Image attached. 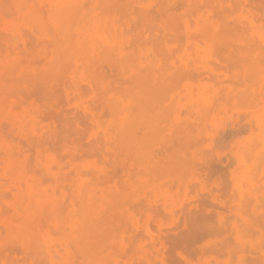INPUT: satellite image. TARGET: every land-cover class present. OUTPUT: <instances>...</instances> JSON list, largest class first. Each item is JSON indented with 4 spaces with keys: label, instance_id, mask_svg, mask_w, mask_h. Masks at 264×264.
I'll list each match as a JSON object with an SVG mask.
<instances>
[{
    "label": "rangeland",
    "instance_id": "1",
    "mask_svg": "<svg viewBox=\"0 0 264 264\" xmlns=\"http://www.w3.org/2000/svg\"><path fill=\"white\" fill-rule=\"evenodd\" d=\"M130 1H132V4L130 5L129 14H126V10L123 7V0H118V5L114 8L116 10L114 16L118 21H120V26L122 27L121 30H125V33L122 31L123 40L120 42V46L123 50L122 52L124 53L119 56L112 54L105 60L92 57V59H90L89 69L87 67L83 68L82 66H79V68H83H81V71H79V68L77 70V73L80 76L79 87H82L80 92L83 93L85 91L83 95L80 94L79 98L81 102L91 105V107H95L101 114L105 112L104 116L106 117L107 111L102 109L100 107V103L96 101L97 99L99 100L98 96L101 98L103 97L100 92L101 90L97 92L96 96L93 93L92 88L89 87V81H87L83 75L89 71V75L92 78L94 77V81L105 85H112L114 89L119 90L122 89V84L126 85L131 82L132 68H137L142 65L140 66V70H147V86L148 88L153 86V91L151 87L149 88V90L151 89L150 92L157 91V94L161 97L160 104L150 102L152 107L150 103L148 106L150 105L151 108L147 107V110H149V112H147V132L149 134L147 136V142L150 141L147 143V146L149 147H147V186L138 187L131 185L132 180L130 179L132 177L139 179L141 173L143 175V170L135 165L137 163L128 161L129 159L122 157V155L117 158L120 163L119 161H116L115 151L110 145L105 146L103 143L104 147L99 144L102 148L97 145L101 149L95 147V149L92 148V150L85 151V148L88 149V145L91 144L90 141H93L92 136L94 130L92 129V126H94V123L93 120H91L92 113L79 107L76 100V98H78V94L74 92L68 79L60 81L61 84L55 83L59 86L57 87L55 85V90H52L53 87L50 89L41 84H37V86H35L36 84H30L28 80L26 82V79H29L26 71L27 64L32 63L34 67L38 68L42 66L43 60L39 54V50L42 48V42L37 39L33 33H31L30 29L25 26L21 27V25L17 23L16 19L18 14L15 13L17 10L9 0H0V3L5 5V7H3V5L2 8L0 5V63L3 61L16 62L17 65L13 70L17 75L15 76L12 72L13 70H11V72L6 75L3 74L4 76L0 78V145L2 148V150L0 149V163L6 159L5 150L8 146H10L11 150H13L16 161H23L26 163L28 160V169L31 171L33 170L38 172L41 167L43 170V166H41V164L44 165L49 160L59 163L62 168L65 166V169L63 168L62 171L65 178L63 186H68H66L67 188H63L64 192L62 191V193L65 194L67 199L64 197L62 198L63 200H61L62 202L68 201L67 206L70 205L68 208L66 203H63L66 206H63L64 209L67 208L65 210L67 211V214L73 204V197L70 194L71 191H74V188L71 187L70 190V186L74 185V181L79 177L83 178L84 181L86 178L89 179L85 174H83L85 173L84 171H76V167L73 163H80L84 158H87L88 161L94 164L98 171L94 175L95 177L93 176L95 179L92 177L94 181L92 180V182H89V185L91 184V188L95 191H100H98V195L105 192V189L113 188L111 191L117 195L118 211H116L117 214H119L115 217V221H113L115 222L114 225H120L119 229L112 225V229L117 235V242H121V245L118 246V249L116 247L112 251L113 254L111 253V258L108 256L111 254L109 252H105L104 256L101 257V264H103L105 259L108 257V261L114 260L116 264H195V262L196 264H264V0ZM179 2H181V4L183 3V6ZM119 7L123 10L120 14L118 13V11L121 10ZM226 8L228 11L225 10ZM1 9H3V12H1ZM1 15H3V17ZM141 22L142 24H140ZM174 23L175 27L173 28ZM164 25L166 26L164 27ZM246 25L247 27H245ZM16 28L17 30L15 31ZM247 29L248 31H245ZM14 34L20 39L18 37L15 38ZM133 38L135 39L133 40ZM14 39H19L20 41H16ZM163 39L165 40L163 41ZM13 41L15 43H13ZM18 46L20 47L18 48ZM251 49L252 52L250 51ZM17 50L23 55H17ZM21 51L23 53H21ZM139 52H141V54H139ZM160 54L161 56H159ZM165 54L166 56L164 57ZM10 55H12V57H10ZM114 59H117V61ZM133 60L136 61L133 62ZM105 64L106 67H104ZM108 65L112 66L109 67ZM75 69L77 68L70 71L72 76ZM114 69L116 70L114 71ZM114 72H116V74H113ZM23 75L26 77L25 80V77H21ZM213 75L216 76V78ZM251 81L254 83H251ZM214 82L216 85H214ZM4 83L11 84L12 87L2 89V85ZM153 84H156L157 87ZM38 89H41V91ZM85 89H87V92ZM35 91H37L36 94ZM164 99H166L165 102ZM39 103H42V105ZM161 103L162 106H160ZM156 104L159 110L157 109ZM153 106L154 108L156 106L155 110H153ZM150 111L152 112L151 115ZM86 114L89 115L90 118L89 116H86ZM152 116L154 117L153 119ZM13 122L14 124H12ZM81 123L82 126H80ZM199 124L202 125L198 128ZM154 125L156 127H154ZM73 126H75V128ZM12 127L13 129H11ZM204 128L206 129L204 130ZM80 131H82L83 135L86 133L84 138L82 134H80ZM78 135H81L84 139L81 140L82 142L80 141L81 137L79 138ZM86 139L88 140L86 141ZM32 140L33 142L31 143ZM192 142L195 145L191 144ZM150 144H152V147ZM81 145L85 146H82V150L80 148L79 151V147ZM58 146H60V148ZM161 146L163 149L160 148ZM12 147L15 149L16 153ZM20 149H22L23 152ZM170 150L171 152H169ZM96 151H99V154ZM113 151L114 154L109 153ZM88 152H90L89 157H87L88 154H86ZM72 154H74L75 157ZM84 154H86L85 157ZM124 161L125 166L127 165L126 167H129L128 170L125 166H123V164L120 166V164ZM1 164H3V162ZM37 164L41 167L38 168L39 165L37 166ZM68 164L72 167H69ZM214 165L217 167H214ZM111 166L114 169L111 168ZM248 166L250 167L248 168ZM1 168L2 165L0 167V173L2 170ZM208 168L211 169L208 170ZM138 170H141L142 172L138 174ZM131 172L132 177L131 175L129 176ZM70 173L73 175H70ZM133 173L137 175L133 176ZM68 174L69 176L67 182L66 180ZM42 175H44L43 178L41 177L44 184L46 182L44 187L49 188L50 186V188H58V184H55V179L44 173ZM45 176L46 178H44ZM47 177L50 178L48 179ZM23 178V180H25L26 176ZM109 178L114 179L110 182L111 180ZM2 179L4 180L3 177L1 180ZM140 179L143 183H146L145 174L144 176H141ZM3 180L0 182L5 183L7 180L8 184L9 182L11 183L9 178H5V180ZM126 181L127 184L125 183ZM128 182L130 184H128ZM97 183H99V185H97ZM123 186H129L128 188L130 191H126L127 187L124 188ZM98 188H101L102 190ZM182 188L185 189V191ZM64 189H67V191ZM192 191H194V193ZM146 192L148 194H146ZM145 195L147 196L145 197ZM69 196L71 197L70 199H68ZM133 196L136 197L133 198ZM139 198H141V201ZM190 202H193L192 205ZM127 203H134L133 205H137V207L133 205L130 207ZM145 204L147 205L146 208ZM138 207L141 209L140 211ZM135 209L139 213L136 214ZM161 214L163 217H161ZM190 216H193V219L197 220V224L192 223L193 225L191 226L193 227L189 225V221L192 219ZM181 217H183L184 220ZM122 219L124 221H121ZM134 222L137 226H134ZM206 222L213 223V226H216L217 224V230L213 227V231L211 228L212 224ZM129 223L133 226L131 227V224ZM200 223L202 225L205 223L206 226H200ZM220 223H222L223 226ZM192 228L194 230L197 228V231H192ZM157 230L160 232L158 233ZM198 230L204 231L200 232L201 234H197L199 233ZM207 230L210 234H206V232H208ZM215 230L218 231L219 234H217ZM138 231H142L141 234ZM146 231L148 232L146 233ZM139 235L140 237H143L140 238ZM145 236L146 238H144ZM170 248L173 249V252H170L172 251ZM0 250L1 257L4 255L5 259V255H7V260H1V264H5V262L7 264H10V262L12 264H28L24 259L25 257L17 252L18 250H13L14 254L9 249H6L7 251L5 248ZM2 250H5L3 254ZM146 250H148L149 253ZM220 250L225 252L226 255L220 252ZM158 251L160 252V255L156 254ZM115 252L119 254H115ZM137 253L139 255H137ZM146 255L150 256L146 257ZM186 255H188L189 258H186Z\"/></svg>",
    "mask_w": 264,
    "mask_h": 264
},
{
    "label": "bare ground",
    "instance_id": "2",
    "mask_svg": "<svg viewBox=\"0 0 264 264\" xmlns=\"http://www.w3.org/2000/svg\"><path fill=\"white\" fill-rule=\"evenodd\" d=\"M2 1V0H1ZM12 5L15 6L18 14L17 16V23L21 25V27L25 26L30 29L31 33L37 37V39L41 40L42 48L39 50V54L42 57V66L41 67H34L32 63H28L26 66L27 77L25 75L21 77H25L29 81L30 84H41L45 87L52 88L55 90V83H60L62 80L68 79L72 86L75 93L78 94V98H76L79 107L83 110H88L92 113L91 120H93L94 126L93 128V141L88 145V149L92 150L96 148L101 149L100 145L103 143L106 145H110L114 151L117 158L121 155L122 157H126L129 160L133 161L138 168H141L142 171L138 170V174L141 173V176H146V183H143L142 180L136 179V177H132V172L129 174L131 175L130 180H132L131 185H135L138 187H146L147 186V136L149 135L147 132V110L151 108L152 105L150 102L160 104L161 97L157 94V91L150 92L147 86V70L144 69L140 70L142 65L138 66L137 68L134 67L131 69V82L129 84H122V89H114L112 85H105L103 83H99L93 80V78L89 75V71L83 75L87 81H89V87L92 88L93 93L97 96V92L100 91L103 97H99L97 99L98 103H100V107L107 111V116L105 117L104 114H101L97 111L95 107H91L84 102H81L79 96L80 94L83 95L80 91L82 87H79L80 76L77 73L79 66L83 68L87 67L89 69L90 59L99 58V59H108L110 55L119 56L122 55V48L120 46V42L123 40V34L120 26V21H118L114 14H115V7L118 5V0H9ZM163 2V1H162ZM165 2V1H164ZM178 2V1H176ZM184 2V1H183ZM181 4V2H179ZM123 7L126 10V14L130 12V5L132 1L130 0H123ZM144 4V3H142ZM162 4V3H161ZM183 4V3H182ZM181 4V5H182ZM243 4V3H242ZM252 4V3H251ZM1 8L4 5L1 4ZM158 5V4H157ZM250 5V4H249ZM144 6V5H143ZM166 6V4H165ZM183 6V5H182ZM181 6V7H182ZM5 7V5L3 6ZM147 7V6H146ZM171 7V5H170ZM201 7V6H200ZM208 7V6H207ZM239 7V6H238ZM10 8V7H9ZM120 8V7H119ZM134 8V7H133ZM235 8V7H234ZM252 8V7H251ZM122 10V8H120ZM118 9V10H120ZM202 9V8H201ZM240 9V8H237ZM259 9V8H258ZM3 9H1V12ZM117 10V11H118ZM118 11V13H122V11ZM150 10V9H149ZM227 10V8L225 9ZM233 10V9H232ZM256 10V9H255ZM10 11V10H9ZM142 11V10H141ZM160 11V10H159ZM228 11V10H227ZM258 11V10H257ZM190 12V11H189ZM195 12V11H194ZM12 13V12H10ZM147 14V13H146ZM158 14V13H157ZM134 15V13H133ZM3 17V15H1ZM118 17V16H117ZM139 17V15H138ZM150 17V16H149ZM217 17V16H216ZM215 17V18H216ZM16 18V17H15ZM119 18V17H118ZM218 18V17H217ZM1 20V19H0ZM150 20V19H149ZM177 20V19H176ZM217 20V19H216ZM219 20V19H218ZM13 21V20H12ZM141 21V19H140ZM144 21V20H143ZM153 21V20H151ZM150 21V22H151ZM157 21V20H154ZM160 21V20H159ZM158 21V22H159ZM192 21V20H191ZM147 22V21H146ZM177 22V21H176ZM246 22V21H245ZM136 23V22H135ZM138 23V22H137ZM164 23V22H163ZM243 23V22H242ZM250 23V22H249ZM254 23V22H253ZM142 24V22L140 23ZM141 26V25H140ZM166 25H164L165 27ZM177 26V25H176ZM130 27V26H129ZM132 27V26H131ZM161 27V26H160ZM175 27V23L173 28ZM216 27V26H215ZM247 27V25L245 26ZM253 27V25H252ZM134 28V27H133ZM143 28V27H142ZM146 28V27H145ZM162 28V27H161ZM249 28V27H248ZM163 29V28H162ZM215 29V28H214ZM244 29V28H243ZM251 29V27H250ZM3 30V29H2ZM17 28L15 29V31ZM20 30V29H19ZM131 30V29H130ZM137 30V28H136ZM142 30V29H141ZM150 30V29H149ZM148 30V31H149ZM220 30V29H219ZM259 30V29H258ZM25 31V30H24ZM129 31V30H128ZM133 31V30H131ZM245 31H248L245 30ZM18 32V31H17ZM130 32V31H129ZM259 32V31H258ZM133 33V32H132ZM150 33V32H149ZM162 33V32H161ZM128 34V33H126ZM146 34V32H145ZM151 34V33H150ZM149 34V35H150ZM179 34V33H178ZM195 34V33H194ZM15 35V34H14ZM209 35V34H208ZM260 35V34H259ZM258 35V36H259ZM23 36V35H22ZM26 36V35H25ZM183 36V35H182ZM204 36V35H202ZM262 36V35H261ZM260 36V38H261ZM10 37V36H9ZM18 36L15 35V38ZM133 37V36H131ZM159 37V36H158ZM167 37V36H166ZM197 37V36H196ZM4 38V37H3ZM12 38V37H11ZM19 38V37H18ZM150 38V37H149ZM164 38V37H163ZM198 38V37H197ZM20 39V38H19ZM19 39H14L18 41ZM135 38H133L134 40ZM151 39V38H150ZM166 39V38H165ZM163 39V41L165 40ZM182 39V38H181ZM257 39V38H256ZM13 40V39H12ZM30 40V39H29ZM138 40V39H137ZM225 40V39H224ZM11 41V40H10ZM20 41V40H19ZM147 41V40H146ZM177 41V40H176ZM2 42V41H1ZM172 42V41H171ZM180 42V41H179ZM13 43H15L13 41ZM28 43V42H27ZM132 43V42H131ZM3 44V43H2ZM11 44V43H10ZM150 44V43H148ZM154 44V43H153ZM152 44V45H153ZM161 44V43H160ZM38 45V44H37ZM140 45V44H139ZM227 45V44H226ZM260 45V44H259ZM30 46V45H29ZM40 46V45H38ZM134 46V45H133ZM147 46V45H146ZM255 46V45H254ZM20 46H18L19 48ZM22 47V46H21ZM37 47V46H36ZM135 47V46H134ZM159 48V46H158ZM217 48V47H216ZM246 48V47H245ZM261 48V47H260ZM263 48V46H262ZM17 49V48H16ZM222 49V48H221ZM9 50V49H8ZM156 50V49H155ZM232 50V49H231ZM18 51V50H17ZM125 51V50H124ZM157 51V50H156ZM159 51V50H158ZM164 51V50H163ZM233 51V50H232ZM252 52V49L250 50ZM25 52V51H24ZM136 52V51H135ZM155 52V51H153ZM165 52V51H164ZM167 52V51H166ZM181 52V51H180ZM229 52V51H228ZM16 53V52H15ZM19 53V54H18ZM17 55L20 54L18 51ZM21 53H23L21 51ZM33 53V52H32ZM162 53V52H161ZM216 53V52H214ZM10 54V53H9ZM8 54V55H9ZM141 54V52H139ZM154 54V53H153ZM163 54V53H162ZM25 55V54H24ZM32 55V54H31ZM145 55V54H144ZM234 55V54H233ZM29 56V55H28ZM125 56V55H124ZM132 56V55H130ZM161 56V54L159 55ZM166 54L164 55V57ZM174 56V52H173ZM172 56V57H173ZM219 56V55H218ZM232 56V54H231ZM251 56V55H249ZM2 57V56H1ZM12 57V55H10ZM16 57V56H15ZM171 57V56H170ZM222 57V55H221ZM115 58V57H112ZM142 58V56H141ZM176 58V57H175ZM219 58V57H218ZM163 59V58H162ZM41 60V59H40ZM113 60V59H112ZM115 60V59H114ZM153 60V59H152ZM37 61V60H36ZM117 61V59L115 60ZM136 61V60H135ZM133 60V62H135ZM147 61V59H146ZM249 61V60H248ZM262 61V60H260ZM259 61V62H260ZM33 62V61H32ZM35 62V61H34ZM120 62V61H119ZM143 62V61H142ZM191 62V61H190ZM264 62V61H263ZM21 63V62H20ZM36 63V62H35ZM41 63V62H40ZM114 63V62H113ZM112 63V65H113ZM118 63V62H117ZM164 63V62H163ZM168 63V62H167ZM232 63V62H231ZM23 64V63H22ZM34 64V63H33ZM97 64V63H96ZM109 64V62H108ZM190 64V63H189ZM215 64V63H213ZM16 62H1L0 63V78L4 75L11 72L16 67ZM24 65V64H23ZM22 65V66H23ZM41 65V64H39ZM112 65H108L109 67ZM260 65V64H259ZM119 66V65H118ZM147 66V65H146ZM219 66V65H217ZM231 66V65H230ZM236 66V65H234ZM81 67V68H82ZM106 67V64L104 65ZM103 67V68H104ZM165 67V66H164ZM232 67V66H231ZM74 68L75 72L73 76L71 75L70 71ZM81 68H79L81 71ZM82 68V69H83ZM102 68V69H103ZM108 68V67H107ZM147 68V67H146ZM170 68V67H169ZM241 68V67H240ZM239 68V69H240ZM109 70V69H108ZM116 69H114L115 71ZM119 70V69H118ZM241 70V69H240ZM261 70V69H260ZM243 71V70H242ZM14 73V70L12 71ZM16 72V71H15ZM117 72V71H116ZM114 72L113 74H116ZM26 73V72H25ZM24 73V74H25ZM108 73V72H107ZM119 73V71H118ZM163 73V72H162ZM191 73V72H189ZM4 74V75H3ZM12 74V73H11ZM15 74V73H14ZM206 74V73H205ZM17 74H15L16 76ZM184 75V73H183ZM199 75V74H198ZM250 75V74H249ZM14 76V75H13ZM12 76V77H13ZM110 76V74H109ZM113 76V75H112ZM111 76V77H112ZM115 76V75H114ZM165 76V75H164ZM185 76V75H184ZM188 76V75H187ZM201 76V75H199ZM214 76V75H213ZM221 76V75H220ZM252 76V75H251ZM19 77V76H18ZM216 78V76H214ZM6 78V77H4ZM168 78V77H167ZM185 78V77H184ZM192 78V77H191ZM196 78V77H195ZM3 79V78H2ZM11 79V78H9ZM15 79V78H14ZM23 79V78H22ZM105 79V77H104ZM180 79V78H179ZM253 79V78H252ZM16 80V79H15ZM14 80V83H15ZM21 80V79H20ZM114 80V79H113ZM125 80V79H121ZM127 80V79H126ZM201 80V79H200ZM9 81V80H8ZM17 81V80H16ZM59 81V82H58ZM82 81V80H81ZM197 81V79H196ZM211 81V80H210ZM225 81V80H224ZM240 81V80H238ZM2 82V81H1ZM6 82V81H5ZM12 82V81H10ZM21 82V81H20ZM19 82V83H20ZM25 82V83H26ZM216 82V81H215ZM214 82V85H216ZM65 83V82H64ZM67 83V81H66ZM65 83V84H66ZM113 83V82H112ZM116 83V82H115ZM122 83V82H121ZM161 83V82H160ZM164 83V82H163ZM251 83H254L251 81ZM21 84V83H20ZM61 84V83H60ZM64 84V86H65ZM150 84V83H149ZM157 84V83H156ZM156 84H153L157 87ZM159 84V83H158ZM13 85V84H12ZM218 85V84H217ZM16 86V85H15ZM19 86V85H18ZM21 86V85H20ZM28 86V85H27ZM57 86V85H56ZM86 86V85H85ZM178 86V84H177ZM253 86V85H252ZM12 87L11 84H3L2 89H6ZM14 87V85H13ZM30 87V86H29ZM28 87V88H29ZM34 87V86H33ZM32 87V88H33ZM44 87V88H45ZM59 87V86H57ZM56 87V88H57ZM88 87V88H89ZM154 87V88H156ZM18 88V87H17ZM38 88V87H37ZM84 88V86H83ZM1 89V90H2ZM16 89V88H15ZM34 89V88H33ZM43 89V88H42ZM58 89V88H57ZM81 89V90H80ZM192 89V88H191ZM263 89V88H262ZM28 90V89H27ZM41 91V89H38ZM87 92V89H85ZM157 90V89H156ZM49 91V90H48ZM153 91V89H152ZM183 91V90H182ZM186 91V90H185ZM220 91V90H219ZM223 91V90H221ZM14 92V90H13ZM34 92V91H33ZM37 91H35L36 94ZM53 92V91H52ZM51 92V93H52ZM61 92V91H60ZM256 92V91H255ZM55 93V91H54ZM90 93V91H89ZM221 93V92H220ZM262 93V92H261ZM260 93V94H261ZM4 94V93H3ZM13 94V93H12ZM44 94V92H43ZM67 94V93H66ZM100 94V93H99ZM160 94V93H159ZM259 94V95H260ZM18 95V94H17ZM45 95V94H44ZM58 95V94H57ZM61 95V94H60ZM223 95V94H222ZM8 96V95H7ZM23 96V95H22ZM26 96V95H25ZM38 96V94H37ZM36 96V97H37ZM59 96V95H58ZM95 96V97H96ZM188 96V95H187ZM5 97V95H4ZM49 97V96H48ZM190 97V96H189ZM21 98V97H20ZM18 98V99H20ZM40 98V97H39ZM73 98V97H72ZM184 98V97H183ZM191 98V97H190ZM207 98V97H206ZM223 98V97H222ZM36 99V98H35ZM41 99V98H40ZM71 99V98H70ZM226 99V98H225ZM8 100V98H7ZM39 100V99H38ZM64 100V99H63ZM166 99H164L165 102ZM216 100V99H215ZM228 100V99H227ZM230 100V99H229ZM241 100V99H240ZM61 101V100H60ZM8 102V101H7ZM6 102V103H7ZM21 102V100H20ZM184 102V101H182ZM230 102V101H229ZM253 102V101H252ZM258 102V101H256ZM5 103V104H6ZM96 103V102H95ZM97 103V104H98ZM150 105L148 106V104ZM210 103V102H209ZM40 104V103H39ZM254 104V103H253ZM9 105V104H8ZM32 105V104H31ZM42 105V103L40 104ZM63 105V104H62ZM61 105V106H62ZM66 105V103H65ZM155 105V104H154ZM30 106V105H29ZM33 106V105H32ZM44 106V104H43ZM59 106V105H58ZM157 106V104H156ZM155 106V108H156ZM162 106V103L161 105ZM212 106V105H211ZM252 106V105H251ZM250 106V107H251ZM254 106V105H253ZM20 107V106H19ZM98 107V106H97ZM245 107V106H244ZM10 108V106H9ZM153 106V110H155ZM189 108V107H188ZM15 109V108H14ZM26 109V108H25ZM99 109V107H98ZM158 109V106H157ZM217 109V108H216ZM9 110V109H8ZM63 110V108H62ZM159 110V109H158ZM17 111V110H16ZM64 111V110H63ZM71 111V110H70ZM73 111V110H72ZM36 112V111H35ZM151 112V111H150ZM155 112V111H154ZM183 112V111H182ZM186 112V111H185ZM65 113V112H64ZM72 113V112H71ZM78 113V112H77ZM66 114V113H65ZM152 112L150 113V115ZM221 114V113H220ZM72 115V114H71ZM81 115V114H80ZM79 115V116H80ZM262 115V114H261ZM10 116V115H9ZM62 116V114H61ZM65 116V115H63ZM77 116V115H76ZM86 116H89L86 114ZM4 118V117H3ZM32 118V116H31ZM51 118V117H50ZM61 118V117H60ZM84 118V117H83ZM90 118V116H89ZM87 118V119H89ZM154 117L152 116V119ZM161 118V117H160ZM44 119V118H43ZM73 119V118H72ZM156 119V118H155ZM260 119V118H259ZM46 120V119H45ZM65 120V119H64ZM76 120V119H75ZM151 120V118H150ZM158 120V119H156ZM155 120V121H156ZM261 120V119H260ZM77 121V120H76ZM154 121V120H153ZM208 121V120H207ZM257 121V120H256ZM4 122V121H3ZM29 122V121H28ZM56 122V121H55ZM87 122V121H86ZM60 123V122H59ZM2 124V123H1ZM14 124V122L12 123ZM75 124V123H74ZM88 124V123H86ZM189 124V123H188ZM8 125V124H7ZM72 125V124H71ZM89 125V124H88ZM156 125V124H155ZM154 125V127H156ZM202 124L198 125L199 126ZM209 125V124H208ZM254 125V124H253ZM9 126V125H8ZM68 126V125H67ZM82 126V123L80 124ZM65 127V126H64ZM69 127V126H68ZM75 128V126H73ZM195 127V126H194ZM211 127V126H210ZM1 128V127H0ZM15 128V127H14ZM85 128V127H84ZM150 128V126H149ZM192 128V127H191ZM197 128V129H198ZM208 128V127H207ZM13 129V127L11 128ZM88 129V128H87ZM206 128H204L205 130ZM2 130V129H1ZM28 130V129H27ZM80 130V128H79ZM86 130V129H85ZM84 130V131H85ZM89 130V129H88ZM203 130V131H204ZM4 131V130H3ZM2 131V132H3ZM13 131V130H12ZM24 131V130H23ZM83 131V132H84ZM151 131V130H150ZM154 131V130H153ZM34 132V131H33ZM75 132V131H74ZM77 132V131H76ZM82 134V131H80ZM86 132V131H85ZM89 132V131H88ZM158 132V131H157ZM79 133V132H78ZM87 133V132H86ZM85 133V134H86ZM151 133V132H150ZM160 133V132H159ZM203 133V132H202ZM3 134V133H2ZM36 134V133H35ZM84 134V135H85ZM84 135L82 134L83 138ZM62 136V135H61ZM73 136V135H72ZM75 136V135H74ZM79 136V135H78ZM80 135V141L84 140ZM86 136V135H85ZM161 136V135H160ZM5 137V135H4ZM17 137V136H16ZM35 137V136H34ZM33 137V140H34ZM53 137V136H52ZM150 137V136H149ZM173 137V136H172ZM39 138V137H38ZM71 138V136H70ZM88 138V137H87ZM188 138V137H187ZM195 138V137H194ZM7 139V138H6ZM5 139V140H6ZM29 139V138H28ZM32 139V138H31ZM30 139V140H31ZM1 140V139H0ZM31 141V143L33 142ZM39 140V139H38ZM57 140V139H56ZM88 139H86L87 141ZM182 140V139H180ZM8 141V140H7ZM71 141V140H70ZM79 141V140H78ZM77 141V142H78ZM153 141V140H152ZM194 141V140H193ZM198 141V140H197ZM203 141V140H202ZM241 141V140H240ZM10 142V141H9ZM36 142V141H35ZM39 142V141H37ZM76 142V141H75ZM82 142V141H81ZM170 142V140H169ZM174 142V141H173ZM182 142V141H181ZM205 142V141H204ZM203 142V143H204ZM55 143V142H54ZM80 143V142H78ZM188 143V142H187ZM6 144V143H5ZM24 144V143H23ZM81 144V143H80ZM100 144V145H99ZM163 144V143H162ZM181 144V143H179ZM183 144V143H182ZM193 144V142L191 143ZM202 144V143H201ZM99 145V146H97ZM152 147V144H150ZM161 145V144H159ZM195 145V144H193ZM192 145V146H193ZM5 146V145H4ZM12 146V145H11ZM63 146V145H62ZM81 145L79 147L82 150ZM107 146V147H108ZM198 146V145H197ZM60 148V146H58ZM91 147V148H90ZM104 147V145H103ZM200 147V146H199ZM13 148V147H12ZM42 148V147H41ZM40 148V149H41ZM149 148V147H148ZM161 149L162 146L160 147ZM159 148V150H160ZM0 149L1 145H0ZM14 149V148H13ZM167 149V148H166ZM170 149V148H169ZM22 150V149H20ZM27 150V149H25ZM84 150V149H83ZM151 151L150 149H148ZM157 150V151H159ZM200 150V149H199ZM5 160H3V164L0 163V167L2 165V170L0 173V181L3 177L9 178L11 183L0 182V249H9L12 253L16 250L20 254L25 257V261L28 264H101L100 260L101 257L104 256L105 252H109L110 254L112 251L118 246L121 245V242H117L116 233L113 232L112 225L116 228H120V225H114L115 217L117 214L118 209V199L117 195L111 191L112 189H105V192L98 195V191H95L91 188L92 177L96 174L98 169H96L95 165L88 161L87 158H84L87 155L89 157L90 152L82 155L83 161L80 163L74 162L73 165L76 167V171H84L86 177L89 179L83 180V178L79 177L74 181V185L70 186L74 188V191H71L73 197V204L72 208L68 210V214L65 211L63 206L64 202H62V198L65 197V194L62 193L63 188L68 185L63 186L64 183V176L62 174L63 167L59 163H55V161H47L46 164H41L42 167L37 164L39 171L35 172L28 169L27 162H17L14 156L13 150H11L10 146L5 150ZM111 151V148H110ZM113 152H109L110 154ZM155 151V150H154ZM203 151V150H202ZM208 151V150H207ZM15 152V149H14ZM23 152V150H22ZM72 152V151H71ZM82 152V151H81ZM80 152V153H81ZM97 152V151H96ZM94 152V153H96ZM99 152V151H98ZM97 152V153H98ZM168 152V151H167ZM171 152V150L169 151ZM190 152V151H189ZM16 153V152H15ZM35 153V152H34ZM92 153V152H91ZM102 153V152H100ZM209 153V152H208ZM4 154V153H3ZM21 154V153H20ZM78 154V153H77ZM99 154V153H98ZM109 154V155H110ZM112 154V155H113ZM159 154V153H158ZM189 154V153H187ZM18 155V154H17ZM16 155V156H17ZM47 155V154H46ZM74 157L75 155L72 154ZM101 155V154H100ZM108 155V154H107ZM111 155V157H112ZM208 155V154H206ZM78 156V155H77ZM155 156V155H154ZM204 156V155H203ZM91 157V156H90ZM101 157V156H100ZM1 158V157H0ZM22 158V157H21ZM32 158V157H31ZM30 158V159H31ZM34 158V157H33ZM58 158V157H57ZM153 158V157H152ZM151 158V159H152ZM29 159V158H28ZM79 159V158H78ZM43 160V159H42ZM41 160V161H42ZM76 160V158H75ZM80 160V159H79ZM126 160V159H124ZM231 160V159H230ZM45 161V160H44ZM74 161V160H73ZM78 161V160H77ZM244 161V160H243ZM33 162V160H32ZM60 162V161H59ZM69 162V161H68ZM103 162V160H102ZM171 162V161H170ZM235 162V161H234ZM43 163V162H42ZM98 163V162H97ZM96 163V164H97ZM101 163V162H100ZM118 163V162H117ZM120 163V161H119ZM118 163V164H119ZM125 161L120 164L125 166ZM129 163V162H127ZM247 163V162H246ZM36 164V163H35ZM34 164V165H35ZM63 164V163H62ZM112 164V163H111ZM133 164V163H132ZM196 164V163H195ZM231 164V163H230ZM235 164V163H233ZM248 164V163H247ZM264 164V162H263ZM4 165V166H3ZM98 165V164H97ZM109 165V164H108ZM199 165V164H198ZM31 166V165H30ZM69 167H72L68 164ZM105 166V164H104ZM114 166V165H113ZM119 166V167H120ZM122 166V167H123ZM127 166V165H126ZM125 168L128 170L129 167ZM135 166V167H136ZM243 166V165H242ZM34 167V166H33ZM118 167V168H119ZM134 167V168H135ZM199 167V166H198ZM203 167V166H201ZM212 167V166H211ZM214 167H217L214 165ZM232 167V166H231ZM250 166H248L249 168ZM31 168V167H30ZM98 168V167H97ZM111 168H113L111 166ZM33 169V168H31ZM65 169V168H64ZM114 169V168H113ZM117 169V168H116ZM120 169V168H119ZM122 169V168H121ZM133 169V167H132ZM136 169V168H135ZM211 168H208V170ZM228 169V168H227ZM230 169V167H229ZM73 170V169H72ZM126 170V171H127ZM164 170V169H163ZM197 170V169H196ZM213 170V169H212ZM250 170V169H249ZM112 171V170H111ZM118 171V170H117ZM116 171V172H117ZM121 171V170H120ZM140 171V172H139ZM201 171V170H200ZM203 171V170H202ZM223 171V170H222ZM73 172V171H72ZM217 172V171H216ZM221 172V171H220ZM46 174L51 176V178L55 179V184H58V188H46L44 187V181L42 174ZM81 173V174H82ZM100 173V171H99ZM113 173V172H112ZM118 173V172H117ZM115 173V174H117ZM121 173V172H120ZM127 173V172H126ZM225 173V172H224ZM249 173V172H247ZM72 173H70L71 175ZM79 174L80 176H82ZM128 174V173H127ZM195 174V173H194ZM197 174V173H196ZM208 174V172H207ZM42 175V176H41ZM73 175V174H72ZM126 175V174H124ZM122 175V176H124ZM135 174L133 173V176ZM137 175V174H136ZM135 175V176H136ZM202 175V174H201ZM221 175V174H220ZM24 176L26 179L23 180ZM67 175V182H68ZM113 176V175H112ZM228 176V175H227ZM42 177V178H41ZM75 177V176H74ZM78 177V176H77ZM95 177V176H94ZM93 177V178H94ZM102 177V175H101ZM115 177V175H114ZM46 178V176L44 177ZM48 179L50 177H47ZM72 178V176H71ZM99 178V176H98ZM97 178V180H98ZM104 178V176H103ZM107 178V177H106ZM116 178V177H115ZM118 178V177H117ZM128 178V177H127ZM126 178V179H127ZM145 178V177H144ZM143 178V179H144ZM196 178V177H195ZM223 178V177H222ZM95 179V178H94ZM102 179V178H101ZM110 179V178H109ZM114 179V178H112ZM112 179H110L112 182ZM120 179V178H119ZM3 180V181H4ZM9 180V181H10ZM51 180V179H50ZM54 181V180H53ZM94 181V180H93ZM108 181V180H107ZM71 182V181H70ZM109 182V181H108ZM223 182V181H222ZM51 183V182H50ZM95 183V182H93ZM107 183V182H106ZM119 183V182H118ZM124 183V182H123ZM127 184V181L125 182ZM225 183V182H224ZM229 183V182H228ZM8 184V185H7ZM128 184H130L128 182ZM182 184V183H181ZM230 184V183H229ZM48 185V182H47ZM54 185V184H51ZM94 185V184H92ZM99 185V183H97ZM101 185V183H100ZM105 185V184H103ZM96 186V185H95ZM180 186V185H179ZM101 187V186H100ZM124 187V186H123ZM128 188L129 186H125L124 188ZM230 187V186H229ZM240 187V186H239ZM67 188V187H66ZM96 188V187H95ZM126 191H130L129 188ZM227 188V186H226ZM102 190L101 188H98ZM135 189V188H134ZM183 189V188H182ZM190 189V187H189ZM194 189V188H193ZM203 189V188H202ZM67 191V189H64ZM73 190V189H72ZM123 190V189H122ZM147 190V188H146ZM144 190V191H146ZM185 191V189H183ZM192 190V189H191ZM229 190V189H228ZM257 190V189H256ZM182 191V190H181ZM180 191V192H181ZM64 192V191H63ZM70 192V191H69ZM68 192V193H69ZM100 192V191H99ZM115 192V191H114ZM124 192V191H123ZM194 193V191H192ZM236 192V191H235ZM67 193V194H68ZM73 193V194H72ZM98 193V194H97ZM125 193V192H124ZM118 194V193H117ZM128 194V193H127ZM126 194V195H127ZM142 194V193H141ZM146 194H148L146 192ZM183 194V193H182ZM236 194V193H235ZM245 194V193H244ZM152 195V194H150ZM148 195V196H150ZM226 195V194H225ZM230 195V194H229ZM234 195V194H233ZM231 195V196H233ZM140 196V195H139ZM138 196V197H139ZM147 195H145L146 197ZM195 196V195H194ZM204 196V195H203ZM239 196V195H238ZM246 196V194H245ZM68 197V195H67ZM131 197V196H129ZM128 197V198H129ZM136 197V196H135ZM133 196V198H135ZM141 197V196H140ZM66 198V197H65ZM71 197L69 196L68 199ZM142 198V197H141ZM141 198L139 200L141 201ZM181 198V197H180ZM197 198V197H196ZM227 198V197H226ZM259 198V197H258ZM62 199V200H61ZM67 199V198H66ZM64 199V200H66ZM125 199V197H124ZM147 199V198H146ZM208 199V198H207ZM225 199V198H223ZM231 199V197H230ZM229 199V200H230ZM163 200V199H161ZM170 200V199H169ZM181 200V199H180ZM235 200V199H234ZM250 200V199H249ZM144 201V200H143ZM153 201V200H152ZM251 201V200H250ZM262 201V200H261ZM68 202V201H67ZM67 202L66 206H67ZM71 202V200H70ZM146 202V201H145ZM144 202V203H145ZM252 202V201H251ZM250 202V204H251ZM141 203V202H140ZM193 203V202H192ZM190 202V204L192 205ZM248 203V202H247ZM128 204V203H127ZM126 204V205H127ZM134 204V203H133ZM133 204H128L133 205ZM212 204V203H211ZM238 204V203H237ZM143 205V204H142ZM146 205V204H145ZM155 205V204H154ZM171 205V204H170ZM174 205V204H173ZM198 205V204H197ZM65 206V207H66ZM70 206V205H69ZM69 206H67L69 208ZM136 206L137 205H133ZM140 206V205H139ZM218 206V205H217ZM248 206V205H246ZM143 207V206H141ZM147 205L145 206V208ZM154 207V206H153ZM160 207V206H159ZM168 207V206H167ZM199 207V206H198ZM211 207V206H210ZM135 208V207H132ZM131 208V209H132ZM139 208V207H138ZM150 208V207H149ZM155 208V207H154ZM122 209V208H121ZM120 209V210H121ZM151 209V208H150ZM157 209V208H156ZM200 209V208H199ZM117 210V211H116ZM141 209L139 208V211ZM148 210V208H147ZM161 210V209H160ZM163 210V208H162ZM215 210V208H214ZM219 210V209H218ZM221 210V209H220ZM224 210V209H223ZM126 211V210H125ZM136 211V209H135ZM134 211V214H135ZM145 211V210H144ZM159 211V210H158ZM184 211V209H183ZM182 211V212H183ZM124 212V211H123ZM156 212V211H154ZM176 212V211H175ZM191 212V211H190ZM228 212V211H227ZM226 212V213H227ZM248 212V211H247ZM139 213L136 211V214ZM141 213V212H140ZM143 213V212H142ZM163 213V212H162ZM166 213V212H165ZM186 213V212H185ZM219 213V212H218ZM123 214V213H122ZM125 214V212H124ZM167 214V213H166ZM174 214V212H173ZM178 214V213H177ZM213 214V213H212ZM215 214V212H214ZM147 215V214H146ZM153 215V214H152ZM162 215V214H161ZM176 215V214H175ZM185 215V214H184ZM227 215V214H226ZM124 216V215H123ZM169 216V215H168ZM195 216V215H194ZM206 216V215H205ZM217 216V215H216ZM228 216V215H227ZM234 216V215H233ZM248 216V215H247ZM261 216V215H260ZM131 217V216H130ZM129 217V218H130ZM163 217V215L161 216ZM174 217V216H173ZM189 225H193L196 223L197 220L193 219V216H190ZM262 217V216H261ZM264 217V216H263ZM128 218V219H129ZM144 218V217H143ZM178 218V217H177ZM183 219V217H181ZM257 218V217H256ZM124 219V218H123ZM121 221H124V220ZM134 219V218H133ZM261 219V218H260ZM114 220V221H113ZM120 220V218H119ZM171 220V219H170ZM184 220V219H183ZM195 220V221H194ZM235 220V219H234ZM238 220V219H237ZM256 220V219H255ZM154 221V220H153ZM161 221V220H160ZM239 221V220H238ZM260 221V220H259ZM117 222V221H116ZM184 222V221H182ZM220 222V220H219ZM257 222V221H254ZM261 222V221H260ZM128 223V221H127ZM126 223V224H127ZM174 223V222H173ZM193 223V224H192ZM199 223V220H198ZM212 224V230L216 226H213V223L206 222ZM224 223V222H223ZM118 224V223H117ZM131 224V223H129ZM135 224V222L133 223ZM171 224V223H170ZM201 224V223H200ZM222 225V223H220ZM254 224V223H253ZM260 224V223H258ZM146 225V223H145ZM144 225V226H145ZM173 225V224H172ZM188 225V226H189ZM203 225L206 226L204 223ZM202 224L200 226H203ZM237 225V224H236ZM261 225V224H260ZM133 225L131 224V227ZM134 226H137L136 224ZM143 226V225H142ZM147 226V225H146ZM153 226V225H152ZM182 226V225H181ZM179 226V227H181ZM208 226V224H207ZM223 226V225H222ZM263 226V225H261ZM150 227V226H148ZM176 227V226H175ZM193 227V226H191ZM196 227V225H195ZM214 227V228H213ZM219 227V226H218ZM217 227V228H218ZM221 227V226H220ZM128 228V227H127ZM139 228V227H138ZM143 228V227H142ZM210 228V227H209ZM229 228V227H228ZM116 229V230H118ZM126 229V227H125ZM124 229V230H125ZM141 229V228H140ZM146 229V228H145ZM150 229V228H148ZM154 229V228H153ZM178 229V228H177ZM186 229V228H185ZM191 229V228H190ZM193 229V228H192ZM200 229V228H199ZM219 229V228H218ZM142 230V229H141ZM160 230V229H159ZM169 230V229H165ZM171 230V229H170ZM187 230V229H186ZM197 231V228H195ZM194 229L192 231H195ZM217 230V229H216ZM215 230V231H216ZM226 230V229H225ZM263 230V229H262ZM119 231V230H118ZM117 231V232H118ZM150 231V230H149ZM189 231V229H188ZM191 231V230H190ZM199 233L203 232L204 230H198ZM208 231V230H207ZM214 231V230H213ZM233 231V230H232ZM255 231V230H254ZM128 232V231H127ZM140 232V231H138ZM142 232V231H141ZM140 232V234H141ZM148 231H146L147 233ZM158 232V230H157ZM160 232V231H159ZM158 232V233H159ZM179 232V231H178ZM181 232V231H180ZM206 232V231H205ZM204 232V234H205ZM217 234L218 231H216ZM250 232V231H248ZM256 232V231H255ZM129 233V232H128ZM191 233V232H190ZM210 234V232H206V234ZM231 233V232H230ZM241 233V232H240ZM120 234V233H119ZM138 234V233H137ZM183 234V233H182ZM195 234V232H194ZM224 234V233H223ZM256 234V233H254ZM136 235V234H135ZM161 235V234H160ZM170 235V234H169ZM196 235V234H195ZM227 235V233H226ZM225 235V236H226ZM153 236V235H152ZM140 237V235H139ZM143 237V236H142ZM140 237V238H142ZM149 237V235H148ZM159 237V236H157ZM161 237V236H160ZM164 237V236H162ZM197 237V236H196ZM264 237V236H263ZM146 238V236L144 237ZM153 238V237H152ZM177 238V237H176ZM229 238V237H228ZM139 239V238H137ZM158 239V238H157ZM172 239V238H171ZM142 240V239H141ZM226 240V239H225ZM233 240V239H232ZM120 241V240H119ZM138 241V240H135ZM153 241V240H152ZM159 241V240H158ZM171 241V240H170ZM207 241V240H206ZM129 242V241H128ZM143 242V241H142ZM215 242V241H214ZM157 243V242H156ZM159 243V242H158ZM179 243V242H178ZM242 243V242H241ZM154 244V243H153ZM172 244V243H171ZM219 244V243H218ZM221 244V243H220ZM147 245V244H146ZM227 245V244H226ZM132 246V244H131ZM135 246V245H134ZM149 246V245H148ZM151 246V245H150ZM164 246V245H163ZM176 246V245H175ZM186 246V244H185ZM239 246V245H238ZM157 247V245H156ZM213 247V245H212ZM120 248V247H119ZM150 248V247H149ZM183 248V247H181ZM190 248V247H189ZM199 248V247H198ZM128 249V248H127ZM134 249V248H132ZM131 249V250H132ZM144 249V248H143ZM171 249V248H170ZM195 249V247H194ZM5 250H2L5 252ZM14 250V251H13ZM130 250V251H131ZM173 252V249H171ZM200 250V249H199ZM212 250V249H211ZM1 251V250H0ZM7 251V250H6ZM116 251V250H115ZM129 251V252H130ZM145 251V250H144ZM148 252V250H146ZM175 251V250H174ZM210 251V250H209ZM217 251V250H216ZM215 251V252H216ZM8 252V253H11ZM137 252V251H136ZM140 252V251H138ZM146 252V253H147ZM159 252V251H158ZM157 255H160L159 253ZM163 252V251H162ZM220 252H222L220 250ZM18 253V254H19ZM117 252H115L116 254ZM121 253V252H120ZM131 253V252H130ZM145 253V254H146ZM149 253V252H148ZM214 253V252H213ZM225 254V252H222ZM245 253V252H244ZM257 253V252H256ZM5 254V253H4ZM14 254V253H13ZM113 254V253H112ZM108 255L109 257L112 256ZM119 254V253H117ZM141 254V253H140ZM201 254V253H200ZM219 254V253H218ZM10 255V254H9ZM134 255V254H133ZM137 255H139L137 253ZM167 255V254H166ZM174 255V254H173ZM226 255V254H225ZM7 258V255H5ZM17 256V255H16ZM116 256V255H115ZM125 256V255H124ZM144 256V255H143ZM150 256V255H148ZM146 255V257H148ZM182 256V255H181ZM108 257V258H109ZM131 257V256H130ZM196 257V256H195ZM201 257V256H200ZM234 257V256H232ZM0 264L2 263L1 260L4 259V255L1 257L0 253ZM107 258V259H108ZM111 258V257H110ZM155 258V257H154ZM186 258H189L186 255ZM235 258V257H234ZM103 264H116L114 260H107ZM134 259V258H133ZM148 259V258H147ZM145 259V260H147ZM151 259V258H150ZM153 259V258H152ZM201 259V258H200ZM251 259V258H250ZM107 260V261H106ZM137 260V258H136ZM165 260V259H164ZM184 260V259H183ZM195 260V259H194ZM247 260V259H246ZM190 261V260H189ZM18 262V261H17ZM122 262V261H120ZM154 262V261H153ZM157 262V261H155ZM164 262V261H163ZM4 263V262H3ZM21 263V262H20ZM119 263V262H117ZM142 263V262H141ZM147 263V262H146ZM167 263V262H166ZM5 264H7L5 262ZM10 264H12L10 262ZM23 264V263H22ZM126 264V263H125ZM128 264V263H127ZM158 264V263H157ZM175 264V263H174ZM196 264V262H195Z\"/></svg>",
    "mask_w": 264,
    "mask_h": 264
}]
</instances>
